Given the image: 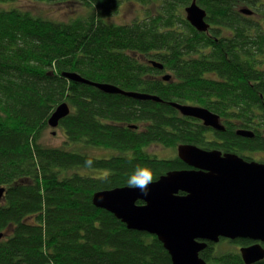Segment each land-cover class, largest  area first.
Listing matches in <instances>:
<instances>
[{"label": "trees", "instance_id": "1", "mask_svg": "<svg viewBox=\"0 0 264 264\" xmlns=\"http://www.w3.org/2000/svg\"><path fill=\"white\" fill-rule=\"evenodd\" d=\"M128 1L140 3L142 15L117 24L112 18ZM65 2L79 12L66 21L32 9ZM192 3L0 0V264H172L156 235L128 228L93 204L95 192L127 186L137 165L153 168L154 181L188 167L178 155L151 153V145L178 152L189 143L250 161L249 154L264 152V0H197L207 10L208 31L187 20ZM69 71L163 103L107 93L68 79ZM63 102L72 111L59 125L66 145L50 146L49 120ZM168 102L207 107L226 130L183 116ZM219 242L201 253L208 264H246L241 250L217 253Z\"/></svg>", "mask_w": 264, "mask_h": 264}, {"label": "water", "instance_id": "2", "mask_svg": "<svg viewBox=\"0 0 264 264\" xmlns=\"http://www.w3.org/2000/svg\"><path fill=\"white\" fill-rule=\"evenodd\" d=\"M185 11L187 20L199 31L209 30L207 10L200 7L197 0H193ZM242 13L252 15L254 10L243 7ZM151 64L160 69L164 67L153 60ZM64 75L110 94L163 103V99L155 94L94 82L73 71ZM171 77L164 75L166 80ZM168 103L179 109L183 116L201 119L206 127L226 130L221 116L207 107ZM71 112L68 102L61 103L50 117V125L57 128L61 119ZM237 134L255 136L252 130L244 129H239ZM178 157L192 168L170 170L161 175L149 185L147 196L139 189L116 187L96 191L93 204L114 213L128 228L156 235L170 253L172 264H208L201 253L209 242H219L223 237L253 240V244L242 247V258L246 264L263 260L264 162L249 161L242 155L224 153L220 149L206 150L189 143L178 146ZM4 192L5 188L0 189V197ZM4 235L0 233V240Z\"/></svg>", "mask_w": 264, "mask_h": 264}, {"label": "rangeland", "instance_id": "3", "mask_svg": "<svg viewBox=\"0 0 264 264\" xmlns=\"http://www.w3.org/2000/svg\"><path fill=\"white\" fill-rule=\"evenodd\" d=\"M25 4V3H24ZM36 8H39L43 15H47L52 19H58V20H69L72 17H75L76 14H78V10L76 8L77 4L68 3L65 2L64 4H44L40 5V7H32V9L36 10ZM142 9V6L140 3L137 2H131L128 1L124 3L121 7L120 12L118 13V16H114L112 19L114 22L118 23H129V21L135 20L139 18L141 14L140 10ZM47 134L44 137V142L50 146H65L66 145V135L65 132H63V129L59 126L57 128L51 127L47 132ZM151 153L157 154L160 158H170V157H177V150L172 148H165L162 145L156 144L151 145L149 148H147ZM94 152V151H93ZM104 154V152H100ZM251 155L252 159H255L257 161L264 160V152L261 153H253L249 154ZM3 196V195H2ZM2 198V197H0ZM219 244V245H218ZM217 245L216 250L217 253H224L227 251H240V246H237L236 244L231 245L227 240H224L222 242H219Z\"/></svg>", "mask_w": 264, "mask_h": 264}, {"label": "clouds", "instance_id": "4", "mask_svg": "<svg viewBox=\"0 0 264 264\" xmlns=\"http://www.w3.org/2000/svg\"><path fill=\"white\" fill-rule=\"evenodd\" d=\"M85 163L90 168L93 165V160L89 158ZM154 179L153 168L148 165H137L134 172L127 179V186L129 188L139 189L144 196H147L149 194V185L153 183Z\"/></svg>", "mask_w": 264, "mask_h": 264}, {"label": "flooded vegetation", "instance_id": "5", "mask_svg": "<svg viewBox=\"0 0 264 264\" xmlns=\"http://www.w3.org/2000/svg\"><path fill=\"white\" fill-rule=\"evenodd\" d=\"M134 126V127H133ZM132 127L133 128H135V123H134V125H133ZM178 153V152H177ZM178 155V154H177ZM248 160V159H247ZM250 161V160H249ZM187 165V164H186ZM188 167L186 168V169H188V168H192V167H190L189 165H187ZM253 241V240H252ZM253 243H254V241H253ZM253 243H251V244H253ZM248 245H250V244H247V245H241L240 246V250L242 249V247H245V246H248Z\"/></svg>", "mask_w": 264, "mask_h": 264}, {"label": "bare ground", "instance_id": "6", "mask_svg": "<svg viewBox=\"0 0 264 264\" xmlns=\"http://www.w3.org/2000/svg\"><path fill=\"white\" fill-rule=\"evenodd\" d=\"M122 187H125V186H122Z\"/></svg>", "mask_w": 264, "mask_h": 264}]
</instances>
